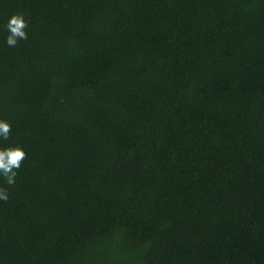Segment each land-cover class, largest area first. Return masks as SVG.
<instances>
[{"label": "trees", "instance_id": "trees-1", "mask_svg": "<svg viewBox=\"0 0 264 264\" xmlns=\"http://www.w3.org/2000/svg\"><path fill=\"white\" fill-rule=\"evenodd\" d=\"M0 119V264H264V0H0Z\"/></svg>", "mask_w": 264, "mask_h": 264}, {"label": "clouds", "instance_id": "clouds-1", "mask_svg": "<svg viewBox=\"0 0 264 264\" xmlns=\"http://www.w3.org/2000/svg\"><path fill=\"white\" fill-rule=\"evenodd\" d=\"M27 21L22 13L13 14L8 20L5 28L8 35L5 42L10 47H15L19 40L27 39ZM11 131V124L6 119H0V141L8 140ZM26 156L21 146L0 147V178L7 185H13L17 177V170ZM9 200L7 187L0 186V201Z\"/></svg>", "mask_w": 264, "mask_h": 264}]
</instances>
